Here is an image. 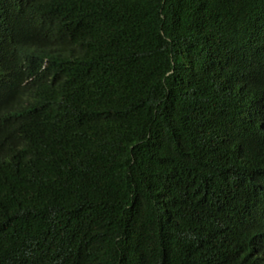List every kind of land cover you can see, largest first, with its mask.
<instances>
[{"label": "trees", "instance_id": "trees-1", "mask_svg": "<svg viewBox=\"0 0 264 264\" xmlns=\"http://www.w3.org/2000/svg\"><path fill=\"white\" fill-rule=\"evenodd\" d=\"M0 264H264V0H0Z\"/></svg>", "mask_w": 264, "mask_h": 264}]
</instances>
